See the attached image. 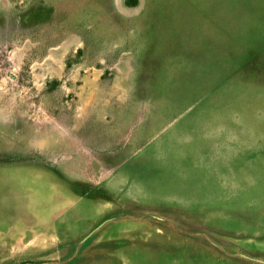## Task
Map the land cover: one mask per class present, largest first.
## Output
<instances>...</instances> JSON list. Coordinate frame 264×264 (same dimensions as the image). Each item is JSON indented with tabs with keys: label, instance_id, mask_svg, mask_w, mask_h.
I'll list each match as a JSON object with an SVG mask.
<instances>
[{
	"label": "rangeland",
	"instance_id": "rangeland-1",
	"mask_svg": "<svg viewBox=\"0 0 264 264\" xmlns=\"http://www.w3.org/2000/svg\"><path fill=\"white\" fill-rule=\"evenodd\" d=\"M0 264H264V0H0Z\"/></svg>",
	"mask_w": 264,
	"mask_h": 264
}]
</instances>
